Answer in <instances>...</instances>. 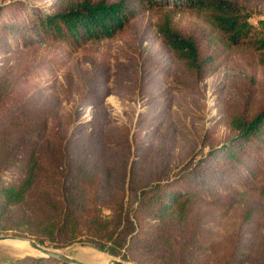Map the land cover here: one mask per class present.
Listing matches in <instances>:
<instances>
[{"label": "trees", "instance_id": "16d2710c", "mask_svg": "<svg viewBox=\"0 0 264 264\" xmlns=\"http://www.w3.org/2000/svg\"><path fill=\"white\" fill-rule=\"evenodd\" d=\"M35 1L0 6V234L133 264H264V19L249 21L244 0ZM147 10H157L159 45L142 54L139 89L191 93L233 49L241 57L217 91L223 135L179 161L174 139L150 129L134 134L131 160L110 155V131L61 116L66 90L43 81L63 56L125 34ZM108 60L79 74L75 108L106 94Z\"/></svg>", "mask_w": 264, "mask_h": 264}, {"label": "rangeland", "instance_id": "374dc122", "mask_svg": "<svg viewBox=\"0 0 264 264\" xmlns=\"http://www.w3.org/2000/svg\"><path fill=\"white\" fill-rule=\"evenodd\" d=\"M9 1L12 0H0V6ZM48 2L50 0H38L35 4L42 6ZM242 5V13L249 21L256 23L264 19L263 0H244ZM156 14L157 10H147L130 24L125 34L96 45H88L84 52L63 56L58 72L44 78L43 81L47 82V85L51 83L54 89L66 90L68 101L61 104L59 113L61 116L73 117L78 122L86 121L87 128L91 122L97 121L103 130L110 131V139L107 141V152L110 155L123 156L130 153L131 160L134 156V134L146 136V131L150 129L155 130L154 136L158 139L164 136L174 139L173 155L179 161L193 150L207 151L223 135L222 116L217 107V91L225 76L233 74L234 68L242 62L238 55L239 51L233 49L223 67L216 74L201 81L191 93L168 91L165 87L156 89L155 85L151 89H139L136 84V73L139 72L142 63V54L145 51H154L159 45L153 28ZM181 20L183 23H192V19L188 17ZM137 50L141 52V56ZM106 59H109V62L105 63L106 74L109 77L105 88L106 94L93 107L75 108L73 103L79 97L81 88L79 74L85 75L92 70V64ZM66 95L64 94L62 100L66 99ZM145 162L147 163L146 160ZM257 227L258 241L263 245L264 205L257 218ZM42 246L52 248L48 245ZM80 249H92L108 255L79 243L56 250H63L66 255L79 259L77 253ZM24 256L40 257L28 254L19 257L0 246V264H7L10 259Z\"/></svg>", "mask_w": 264, "mask_h": 264}, {"label": "water", "instance_id": "95a60500", "mask_svg": "<svg viewBox=\"0 0 264 264\" xmlns=\"http://www.w3.org/2000/svg\"><path fill=\"white\" fill-rule=\"evenodd\" d=\"M6 239L25 241L28 247L32 249L33 251H35L37 256H40V257L50 258L53 260L63 262L65 264H86L79 259H76L74 257L68 256L60 252L61 250H56L53 248L42 246L36 243V241H34L33 239L19 238L13 235H0V241L6 240ZM107 256L110 257V259H108L105 263H96V264H127L128 263L119 258L111 257L109 255Z\"/></svg>", "mask_w": 264, "mask_h": 264}, {"label": "bare ground", "instance_id": "6f19581e", "mask_svg": "<svg viewBox=\"0 0 264 264\" xmlns=\"http://www.w3.org/2000/svg\"><path fill=\"white\" fill-rule=\"evenodd\" d=\"M0 246L4 247L6 250L12 252L16 256H22V255H37L35 251L30 249L25 241L20 240H13V239H6L0 241ZM60 252L64 253L63 250ZM35 257V256H34ZM77 257L80 260L88 262H96V263H105L110 257H108L104 253H100L97 251H94L92 249H80L77 253ZM131 264V263H127Z\"/></svg>", "mask_w": 264, "mask_h": 264}]
</instances>
